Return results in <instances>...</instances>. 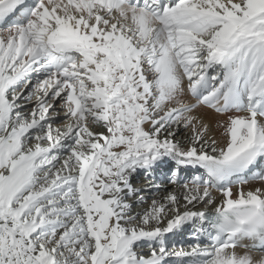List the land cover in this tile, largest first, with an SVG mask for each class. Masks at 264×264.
<instances>
[{"label": "snow or ice", "instance_id": "snow-or-ice-1", "mask_svg": "<svg viewBox=\"0 0 264 264\" xmlns=\"http://www.w3.org/2000/svg\"><path fill=\"white\" fill-rule=\"evenodd\" d=\"M0 25V264H264V0H0ZM170 161L180 191L133 214Z\"/></svg>", "mask_w": 264, "mask_h": 264}, {"label": "bare ground", "instance_id": "bare-ground-1", "mask_svg": "<svg viewBox=\"0 0 264 264\" xmlns=\"http://www.w3.org/2000/svg\"><path fill=\"white\" fill-rule=\"evenodd\" d=\"M185 99H189V97H184ZM194 115H197L199 116L204 123L208 124L209 125V131H208V134H207V137L206 138H212V139H216L218 144H223L224 142V136H223V128H221V135H218L215 133V129H217L218 127V122L220 121H223V119L226 120V117L224 115H221V114H217L215 113L214 111L210 110V109H207V108H197L196 110H194L193 112ZM222 119V120H221ZM220 120V121H219ZM95 131H104L102 128H96L94 129ZM216 136H215V135ZM190 135V130L189 129H185L183 127H181L177 134H176V139L178 140H184L185 137L189 136ZM171 162V161H170ZM170 162L166 165H162L160 168H158L156 170V172L153 174V175H150L148 177H145L144 179H141L142 181V185L140 184H137V181H138V174H133L132 178H131V183L133 185V187L135 188H138V189H141V192L139 193L140 196H144L145 197V200L143 202H146L147 201V204L146 206L144 205H138L140 203H135V198H131V201L132 202V213H136V212H140V211H143V207H147L151 204V201L152 199H160L161 197H163L164 195H166L168 192L170 191H177L179 192L180 191V188L182 186V182H181V185L180 186H177V185H173L165 176H164V173H166L168 171V165L170 164ZM173 165H175V163L173 162ZM201 172V170H199ZM164 176V177H163ZM162 178V180H161ZM137 179V180H136ZM147 180V181H144V180ZM186 179H190V178H186ZM160 180V181H158ZM136 181V182H134ZM136 183V184H135ZM157 186H159V190L157 191ZM260 186L259 182L258 181H250L247 185H243L242 187L245 189V190H248L250 188H255V187H258ZM238 186L234 185L233 186V189H234V192L236 190ZM213 195L217 198V202H219V199H220V195L218 193H216L215 191L213 192ZM142 203V202H141ZM203 205H200L196 210H199L200 208H202ZM191 225H189L186 229L188 230L189 227ZM185 231H183L182 233H179L177 235H174V236H170L168 238V243H174L173 241L176 240V242H178L179 240H183V241H186V244L184 245H177V246H172L171 248L173 249V247L175 248H181V247H184V250L185 251H188L190 250L188 246L192 245L194 246V244L196 242H194L192 240V237L190 236L191 235V232L186 234V235H182ZM182 235V238L179 239V237ZM173 245V244H171ZM170 247V246H169ZM187 247V248H186ZM171 249V250H172ZM145 251H147V248L145 247L144 249ZM171 263H174L175 264V261H171Z\"/></svg>", "mask_w": 264, "mask_h": 264}, {"label": "rangeland", "instance_id": "rangeland-1", "mask_svg": "<svg viewBox=\"0 0 264 264\" xmlns=\"http://www.w3.org/2000/svg\"><path fill=\"white\" fill-rule=\"evenodd\" d=\"M219 115V114H218ZM222 120V119H221ZM225 119H223V121H224ZM220 121V120H219ZM218 127V126H217ZM215 133L216 134H218V135H221L222 133H221V128L220 127H218L217 129H215ZM215 135V134H214ZM216 136V135H215ZM141 173L138 175V177H141ZM164 176L166 177V173H164ZM163 176V177H164ZM137 180V179H136ZM161 180H162V178H161ZM158 181H160V180H158ZM134 182H136V181H134ZM142 183V181H140V180H138L137 181V184H140V185H142L141 184ZM183 183V182H182ZM136 184V183H135ZM138 205H144V206H146V205H148L147 204V201L146 202H142V203H140V204H138ZM146 207H143V209H145ZM174 242V245L175 246H179V245H184V244H186V241H183L182 239L181 240H179L178 242H176V240L175 241H173ZM167 244H169V246L170 247H172L173 245H171L172 243H168L167 242ZM172 248H170V250H171ZM172 264V263H171Z\"/></svg>", "mask_w": 264, "mask_h": 264}]
</instances>
